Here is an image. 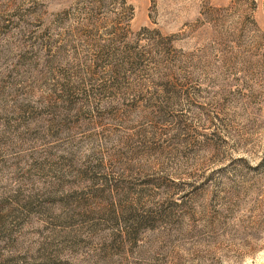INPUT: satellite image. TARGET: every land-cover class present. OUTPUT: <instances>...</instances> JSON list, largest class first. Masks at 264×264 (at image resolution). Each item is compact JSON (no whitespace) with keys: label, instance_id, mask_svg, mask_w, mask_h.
<instances>
[{"label":"rangeland","instance_id":"374dc122","mask_svg":"<svg viewBox=\"0 0 264 264\" xmlns=\"http://www.w3.org/2000/svg\"><path fill=\"white\" fill-rule=\"evenodd\" d=\"M0 264H264V0H0Z\"/></svg>","mask_w":264,"mask_h":264}]
</instances>
